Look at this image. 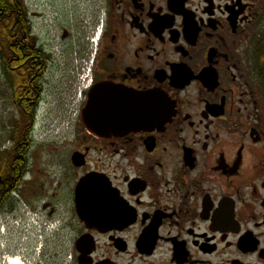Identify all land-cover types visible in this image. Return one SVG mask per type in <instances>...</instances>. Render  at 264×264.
Returning <instances> with one entry per match:
<instances>
[{"label":"flooded vegetation","instance_id":"1","mask_svg":"<svg viewBox=\"0 0 264 264\" xmlns=\"http://www.w3.org/2000/svg\"><path fill=\"white\" fill-rule=\"evenodd\" d=\"M92 1L100 38L81 124L35 173L32 117L14 163L43 264H264V0ZM22 7L0 62L10 84L30 51L33 106L49 57ZM94 89L146 104L141 123L90 133L82 112Z\"/></svg>","mask_w":264,"mask_h":264},{"label":"rangeland","instance_id":"2","mask_svg":"<svg viewBox=\"0 0 264 264\" xmlns=\"http://www.w3.org/2000/svg\"><path fill=\"white\" fill-rule=\"evenodd\" d=\"M25 1L32 15L38 45L49 57L48 71L43 79L44 93L34 117L35 131L30 152L32 170L40 173L41 170H51L47 166L53 160L50 157L57 154L55 146H58L61 140L72 137L81 124L76 117L77 110L72 109L69 97L74 94L73 84L79 71V62L85 57L90 46L89 38L93 36L101 16L94 18L90 14L94 9L92 0ZM97 6H100L98 1ZM65 31L68 34L63 37ZM1 67L0 62V167L3 165L4 155L14 144L11 136L21 120L18 104L12 97L11 85L7 83ZM60 154L61 151L58 152V155ZM18 200V197L14 196L6 205L4 211H10V215H1L4 222L19 218L22 209L28 207ZM10 228L7 229L6 238L1 241L7 247L6 253L12 255V247H16L15 232H10ZM2 263L5 264V260Z\"/></svg>","mask_w":264,"mask_h":264},{"label":"trees","instance_id":"3","mask_svg":"<svg viewBox=\"0 0 264 264\" xmlns=\"http://www.w3.org/2000/svg\"><path fill=\"white\" fill-rule=\"evenodd\" d=\"M23 5H25V0H0V46H4L5 43L8 45L13 39V32L16 28L18 29L20 23L17 18L18 12H22ZM23 14V18L25 16V21L28 23L26 18L27 13L23 11ZM29 27H31V25H29ZM12 28L14 29L13 32H11ZM26 51L27 49L25 48H22V51H20L23 63L20 67V71L15 75L10 72L7 73V78L13 91L12 97L16 104H18L17 106L21 113V120L18 122V125L11 136L16 145L4 155L3 165L0 167V178L2 177L0 180V212L4 211L6 205L14 199L13 192L15 188L13 184L21 174L20 167L15 169L14 163L15 161H20L17 157L26 152V147L22 142L25 139V134L28 135L30 133L32 117H35L37 114V106L40 101L38 99L32 106L25 99L26 96L36 95L27 91V86L31 78L35 75V71L32 70L27 63L23 62L29 57V55H25ZM29 53L30 51L27 54ZM38 53L39 59H43L44 57L45 59H48L42 48L39 47ZM21 100L23 102L20 106L19 102Z\"/></svg>","mask_w":264,"mask_h":264},{"label":"water","instance_id":"4","mask_svg":"<svg viewBox=\"0 0 264 264\" xmlns=\"http://www.w3.org/2000/svg\"><path fill=\"white\" fill-rule=\"evenodd\" d=\"M112 91L116 95L104 97L100 96L99 90L94 89L82 112L83 124L96 136L129 131L141 123L139 120L147 112L146 104L140 105L126 92Z\"/></svg>","mask_w":264,"mask_h":264},{"label":"built area","instance_id":"5","mask_svg":"<svg viewBox=\"0 0 264 264\" xmlns=\"http://www.w3.org/2000/svg\"><path fill=\"white\" fill-rule=\"evenodd\" d=\"M100 38V34L91 38L92 47L97 45ZM92 54L89 55V60L86 59L81 63L82 71L78 72L76 81L73 85L74 94L72 95L73 106H77L81 99L83 98L84 93L91 87L93 78H92V61L93 57L90 58Z\"/></svg>","mask_w":264,"mask_h":264},{"label":"bare ground","instance_id":"6","mask_svg":"<svg viewBox=\"0 0 264 264\" xmlns=\"http://www.w3.org/2000/svg\"><path fill=\"white\" fill-rule=\"evenodd\" d=\"M10 262L12 264H19L20 263V260L18 258H13V259H10Z\"/></svg>","mask_w":264,"mask_h":264}]
</instances>
